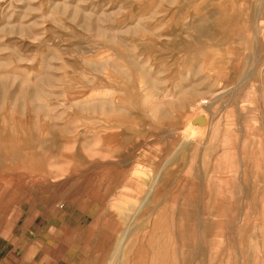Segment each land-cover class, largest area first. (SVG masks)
<instances>
[{"label": "rangeland", "instance_id": "1", "mask_svg": "<svg viewBox=\"0 0 264 264\" xmlns=\"http://www.w3.org/2000/svg\"><path fill=\"white\" fill-rule=\"evenodd\" d=\"M58 213L63 264H264V0H0V233Z\"/></svg>", "mask_w": 264, "mask_h": 264}, {"label": "crops", "instance_id": "2", "mask_svg": "<svg viewBox=\"0 0 264 264\" xmlns=\"http://www.w3.org/2000/svg\"><path fill=\"white\" fill-rule=\"evenodd\" d=\"M81 223L82 218L71 221L58 213L20 233H0V264H63L65 239L80 232Z\"/></svg>", "mask_w": 264, "mask_h": 264}, {"label": "bare ground", "instance_id": "3", "mask_svg": "<svg viewBox=\"0 0 264 264\" xmlns=\"http://www.w3.org/2000/svg\"><path fill=\"white\" fill-rule=\"evenodd\" d=\"M208 126V125H207Z\"/></svg>", "mask_w": 264, "mask_h": 264}]
</instances>
